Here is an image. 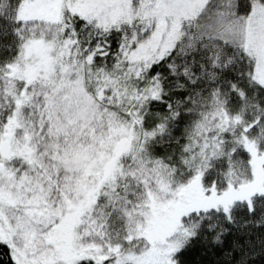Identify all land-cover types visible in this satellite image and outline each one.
I'll return each instance as SVG.
<instances>
[{
    "label": "snow or ice",
    "instance_id": "snow-or-ice-1",
    "mask_svg": "<svg viewBox=\"0 0 264 264\" xmlns=\"http://www.w3.org/2000/svg\"><path fill=\"white\" fill-rule=\"evenodd\" d=\"M0 248L264 264V0H0Z\"/></svg>",
    "mask_w": 264,
    "mask_h": 264
},
{
    "label": "trees",
    "instance_id": "trees-1",
    "mask_svg": "<svg viewBox=\"0 0 264 264\" xmlns=\"http://www.w3.org/2000/svg\"><path fill=\"white\" fill-rule=\"evenodd\" d=\"M4 249L0 248V261L2 264H8V257L4 255Z\"/></svg>",
    "mask_w": 264,
    "mask_h": 264
}]
</instances>
